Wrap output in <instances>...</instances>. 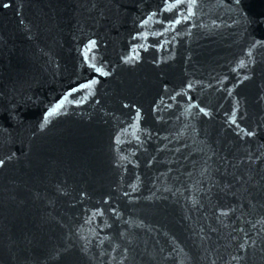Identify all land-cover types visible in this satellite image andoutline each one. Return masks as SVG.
I'll list each match as a JSON object with an SVG mask.
<instances>
[{
	"label": "water",
	"instance_id": "1",
	"mask_svg": "<svg viewBox=\"0 0 264 264\" xmlns=\"http://www.w3.org/2000/svg\"><path fill=\"white\" fill-rule=\"evenodd\" d=\"M166 3L0 0V264H264V0Z\"/></svg>",
	"mask_w": 264,
	"mask_h": 264
},
{
	"label": "snow or ice",
	"instance_id": "2",
	"mask_svg": "<svg viewBox=\"0 0 264 264\" xmlns=\"http://www.w3.org/2000/svg\"><path fill=\"white\" fill-rule=\"evenodd\" d=\"M197 3V0H175V3L173 4H167L166 3V8L165 10L167 11H172V9L176 8L179 5L182 4H186L187 5V15H183L180 18H176L174 20H172L170 23H172L173 25H178L180 24L182 21H186L188 20L194 13H193V6ZM10 5L7 3L3 4L4 8H8ZM145 23H147V21H145ZM89 45L94 46L95 45V41H89ZM88 59L87 54H85V60ZM93 68H95V71H97L98 73H101L102 75H107V73L103 72V70L101 68H97L94 64L91 65ZM96 81H91L90 84L95 83ZM90 84H85V85H81V88H86L89 87ZM75 91V89L73 90ZM57 107H60V105H57ZM53 111H55V109H53ZM201 111H203V109H201ZM234 122V121H233ZM249 135H252L251 132L248 133ZM5 163L4 160H0V166H2ZM241 247H243V245H241Z\"/></svg>",
	"mask_w": 264,
	"mask_h": 264
}]
</instances>
